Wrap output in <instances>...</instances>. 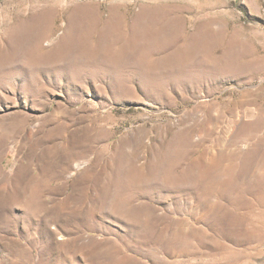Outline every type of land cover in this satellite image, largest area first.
Here are the masks:
<instances>
[{
	"label": "rangeland",
	"instance_id": "obj_1",
	"mask_svg": "<svg viewBox=\"0 0 264 264\" xmlns=\"http://www.w3.org/2000/svg\"><path fill=\"white\" fill-rule=\"evenodd\" d=\"M0 264H264V0H0Z\"/></svg>",
	"mask_w": 264,
	"mask_h": 264
},
{
	"label": "bare ground",
	"instance_id": "obj_2",
	"mask_svg": "<svg viewBox=\"0 0 264 264\" xmlns=\"http://www.w3.org/2000/svg\"><path fill=\"white\" fill-rule=\"evenodd\" d=\"M36 126H40V124H37ZM78 165V164H77ZM80 165V164H79ZM83 165H81V166H76V169H79V168H81Z\"/></svg>",
	"mask_w": 264,
	"mask_h": 264
}]
</instances>
